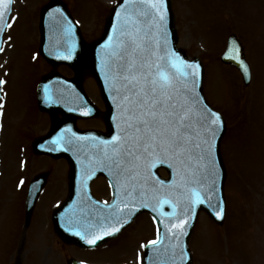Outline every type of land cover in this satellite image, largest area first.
<instances>
[{
	"label": "rangeland",
	"instance_id": "obj_1",
	"mask_svg": "<svg viewBox=\"0 0 264 264\" xmlns=\"http://www.w3.org/2000/svg\"><path fill=\"white\" fill-rule=\"evenodd\" d=\"M48 1L15 0L12 16L17 20L5 34L6 44L0 56V77L6 81L0 108V260L8 259L9 242L21 229L17 212L23 215L26 184L17 189L19 177L29 182L37 172L52 168L42 195L46 211L66 192L65 161L35 155L31 147L33 138L45 134L50 126L48 114L40 112L36 98L40 77L52 69L38 53L40 9ZM65 1L85 38L92 40L101 35L106 16L118 0ZM173 1L178 43L191 58H202L206 68L205 93L225 115L228 125L222 141L227 166V216L218 225L206 213L200 214L190 242L194 264H264V0ZM232 32L245 45L253 70L249 85L244 84L237 69L220 61ZM58 70L66 76L73 75L66 65ZM85 85L100 105L95 80L90 77ZM79 126L101 129L103 123L98 119L82 120ZM42 216L46 220L44 214L37 218ZM46 223L45 228L36 223L31 231L43 235L51 230L49 217ZM155 234L154 222L149 214H143L110 242L104 253L108 259L100 260L117 264L126 259L127 264H141L144 250L141 245ZM53 239L55 257L65 254L82 257L84 252L104 258L100 249L88 251L66 246L60 251L57 239ZM34 242L41 243V238Z\"/></svg>",
	"mask_w": 264,
	"mask_h": 264
},
{
	"label": "snow or ice",
	"instance_id": "obj_2",
	"mask_svg": "<svg viewBox=\"0 0 264 264\" xmlns=\"http://www.w3.org/2000/svg\"><path fill=\"white\" fill-rule=\"evenodd\" d=\"M13 3L14 0H0V37L17 20L11 15ZM117 7L121 9L117 12L118 23L102 45L105 56L101 64L115 93L112 99L119 112L113 117L117 134L110 140L77 137L69 128L64 131L71 132V137L58 135L51 141L54 145H71L72 137L90 140L95 151L81 161V184H86L97 169L105 171L112 178L113 200L94 201V208H82L83 220L69 218L68 230L95 245L104 236L119 232L140 208H150L169 222L166 227L175 241L165 246V251L171 253L170 264H186L189 255L181 237L187 235L196 208L207 204L216 209L217 218L223 212L216 155L222 118L199 94V65L183 59L169 46L166 0H123ZM49 17L60 30L59 35L54 30L53 46L58 47L72 36L73 21L58 8ZM3 43L0 40V52L4 51ZM73 51L74 44L66 49V55L57 58L70 59ZM241 67L247 72L243 62ZM5 83L0 78V86ZM43 91L46 100L54 102L47 85ZM80 150L87 152L84 145ZM164 165L171 170L172 179L167 183L154 172ZM23 184L21 179L18 187ZM165 205L172 211H164ZM160 242L158 232L148 245L159 252L155 246Z\"/></svg>",
	"mask_w": 264,
	"mask_h": 264
},
{
	"label": "water",
	"instance_id": "obj_3",
	"mask_svg": "<svg viewBox=\"0 0 264 264\" xmlns=\"http://www.w3.org/2000/svg\"><path fill=\"white\" fill-rule=\"evenodd\" d=\"M123 0H119V2L111 9L105 24V29L103 35L95 40L94 42L87 44L82 37L81 30L77 26L76 22L72 18L70 11L67 6L62 2V0H51L48 4L44 5L41 9V22H40V31H41V46L40 52L41 54L54 66H57L62 63H66L73 67L76 72V76L73 79H67L60 75L59 73L52 72L48 76L44 77L39 86V106L42 110H47L50 112L53 119V126L51 132L42 137H38L33 142V148L35 153L37 154H48L55 158L65 157L69 160L71 164V173H70V195L69 199L66 201V204L62 206L60 209H57L54 213V222L56 227V232L67 242L76 243L80 246H89L81 237L75 235L73 231L68 230L67 220L69 218L76 220H83V213L81 212L82 208H94L93 199L89 193V180L86 184H81V176L83 174L81 161H85L87 158V154L95 151L92 147L90 140H76L75 137H72L73 144H61L54 145L51 141L58 135H63L65 137H71V132L76 133L77 137H92L95 136L99 139L110 140L113 135L117 134V121L113 119V117L118 116L119 112L116 107V103L113 101L112 97L115 93L111 90V82L105 79V74L101 70L102 59L105 56V50L102 48V45L108 39L109 35L112 34L113 25L118 23L117 12L121 11L117 5H122ZM167 7V28L169 32V46L172 47L183 59L188 62L197 63L199 65L198 69V91L200 96L203 98L204 103L208 105L209 108L211 106L207 103L204 93H203V79H204V68L199 58H195L194 60H189L185 51L177 47V33L175 31V16L172 11V0H166ZM60 9L61 12L66 16L69 20L73 21V34L70 38H68L67 42L61 41V44L58 47H54V30L57 35H59V27L53 23V21L49 17V13H51L54 9ZM2 40V37H0ZM74 44V51L72 52L70 59L57 58V56L66 55V49ZM232 51H229V49ZM235 57V58H232ZM222 60L225 63L235 65L238 67L243 76L245 83H249L251 79V70L250 66L246 61L244 55V49L235 34H232L228 41L227 50L222 55ZM241 62H243L247 66V72H245L244 68L241 67ZM92 75L96 78L103 98L107 104V112L101 113L95 108L89 101L86 99L84 92L82 90V82L86 76ZM44 85L48 86L49 92L52 96V100L54 99L53 93L57 91L56 98L64 102L63 104H57L53 102H48L45 98V93L43 91ZM53 85V86H52ZM78 96L79 101L82 102L81 109H84L86 105L90 108V112L85 113H77L75 110L71 109L66 105H72L68 101L74 100L73 96ZM212 109V108H211ZM214 110V109H212ZM57 111H60L64 115L63 120L57 119ZM215 111V110H214ZM217 112V111H216ZM218 113V112H217ZM220 114V113H219ZM100 116L102 117L108 128V133L102 134L97 131H80L75 126V118L77 116ZM222 118V129L218 135L216 141V155L217 161L220 167V178L217 182V187L220 189L218 196L222 200L223 203V212L220 218H217L214 215V211L216 209L210 208L207 204L200 205L196 208L195 215L189 222V226L186 229L187 235L181 237V242L185 248V251L189 255V259L186 260V264H193V257L189 247V239L194 230L197 216L201 210L206 211L212 219H214L217 223H223L225 219V210H226V200H225V180H226V167L222 158L220 145L222 138L226 133V124L225 118L220 114ZM71 129V132L64 131L66 129ZM84 145L87 149V152L81 151L80 146ZM50 148H57L56 151H50ZM68 149V150H65ZM80 168L78 170V166ZM165 167L170 175L168 180H164L166 183L172 179L171 170L166 166ZM154 169V172L158 176V168ZM78 170V172H77ZM99 169H97L98 171ZM101 171V170H99ZM98 171V172H99ZM100 173V172H99ZM78 175V178H77ZM162 179V178H161ZM47 181V174H40L35 178L32 182L30 192L28 195V210L31 212L34 208L36 200L43 189L45 183ZM33 185H36L33 188ZM84 197H87L84 199ZM91 201L92 203H89ZM213 205H215L216 201H212ZM140 210H149L150 208H140ZM137 211L135 215L131 218L130 222L139 214L141 211ZM164 211L171 212L172 209L167 205L164 206ZM108 210L105 209V212ZM152 212V211H151ZM153 213V212H152ZM156 219L158 220L160 227V243H158L155 247L159 249V252L155 251L152 246L148 245L145 250V260L144 264H170L169 257L170 251H165V246L171 243H175V241L171 240V233L168 231L166 225H168L167 218L160 217L158 213H153ZM161 220H164V223H160ZM129 222V223H130ZM114 234H117L114 233ZM113 236V235H111ZM109 236V237H111ZM108 238V237H107ZM106 241V240H105ZM99 240L96 242L98 244ZM104 242V241H103ZM102 243V242H100Z\"/></svg>",
	"mask_w": 264,
	"mask_h": 264
},
{
	"label": "flooded vegetation",
	"instance_id": "obj_4",
	"mask_svg": "<svg viewBox=\"0 0 264 264\" xmlns=\"http://www.w3.org/2000/svg\"><path fill=\"white\" fill-rule=\"evenodd\" d=\"M93 191L95 190V193L99 198H110L112 195V190L110 183L108 179L104 177H99L97 178L93 184H92ZM108 198V199H109ZM46 215L45 213H42ZM35 215V214H34ZM34 217V216H33ZM42 217H36L35 224L37 223H42V225H45L46 220H44ZM19 220L23 219V228L18 231L16 234H13L10 242H9V249L7 252V257L8 259H1L0 264H12L16 263L17 261L20 262V264H60L58 263L61 262V264L65 263L67 264L68 259L71 257H76L71 254H65L61 257H55L54 256V251L56 250L55 248V243L51 239L49 242V237L50 235L55 236L54 234L50 233H44L42 235H38L33 233V230L31 231L30 228L31 226L27 229L26 232H24L25 229V217L20 214L17 217ZM34 219V218H33ZM34 221V220H33ZM52 222V217L50 215V223ZM52 224V223H51ZM53 228V227H52ZM41 238V243L35 244V240ZM57 243L59 244V249L62 251L64 247L67 245L63 244L61 240H56ZM77 259H80L84 262L90 263V264H109L110 260L104 261L100 259L104 258H99L97 259L95 256H83L81 257H76Z\"/></svg>",
	"mask_w": 264,
	"mask_h": 264
}]
</instances>
